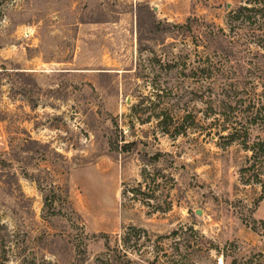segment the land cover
<instances>
[{"label": "rangeland", "instance_id": "374dc122", "mask_svg": "<svg viewBox=\"0 0 264 264\" xmlns=\"http://www.w3.org/2000/svg\"><path fill=\"white\" fill-rule=\"evenodd\" d=\"M243 2L0 0V67L8 69L0 75V264H94L104 240L87 241L76 263L74 237L103 233L113 246L131 226L150 239L130 255L139 264L153 261L154 252L183 264H264V236L242 223L264 220L259 187L240 180L248 154L207 135L218 125L212 118L198 114L203 130L171 138L154 122L139 123L149 113L131 111L152 92L151 77L136 75V7L147 5L157 20L172 24L197 17L223 26L227 12ZM97 10L108 18L110 10L121 14L111 23L75 25L97 18ZM144 45L168 52L159 42ZM27 78L36 89L20 85ZM160 79L162 87L178 86L179 97L193 87L180 75ZM188 102L180 100L174 114L185 105L188 112L202 108ZM250 138L264 141V125L253 127ZM126 143H133L129 152L121 149ZM65 191L69 205L55 204L63 215L48 217L44 194ZM142 193L149 206L139 202ZM179 227H192L219 252L196 244L185 249L171 239L155 243Z\"/></svg>", "mask_w": 264, "mask_h": 264}, {"label": "trees", "instance_id": "16d2710c", "mask_svg": "<svg viewBox=\"0 0 264 264\" xmlns=\"http://www.w3.org/2000/svg\"><path fill=\"white\" fill-rule=\"evenodd\" d=\"M110 12L113 17L108 18L107 13L97 10V18L80 20L75 25L115 22L121 12ZM135 14L139 53L136 75L138 78L151 77L152 92L141 96L140 101L131 108L134 116L149 113L138 118L139 123L154 122L162 134L171 138L186 135L198 128L202 129L197 119L198 114L203 120L212 118L218 125H215V133L209 131L207 135L218 136L224 142V148L238 144L248 154L239 169L240 180L245 186H258L261 195L256 202L262 201L264 141L251 140L250 131L253 127L264 125V0H245L243 4L229 10L223 26L197 17H188L182 24L160 21L147 5L136 7ZM168 38L172 39V42L165 46L164 41ZM156 42L166 47L169 54L164 51L157 54L144 45ZM148 50L152 56L144 58L142 54ZM7 71L6 67H0V75ZM168 74L180 75L193 87L179 97L178 86L166 88L161 85L160 77ZM23 84L29 85L33 90L37 88L34 78H27L26 82H21L20 85L24 86ZM184 98H188L190 104L199 103L202 108L195 110L196 112H188L189 106L185 105L182 115L174 114L175 108L178 110L180 100ZM4 119L0 114V121ZM132 147L133 143H126L121 149L123 152H129ZM141 187L142 183H139L136 189H133L134 194L140 192ZM141 195L143 199L139 202L149 206V203L144 201L149 197H145L144 193ZM57 201L69 205L67 192L44 194L43 209L48 217L63 215L55 205ZM71 213L74 212L71 210ZM242 223L251 231L264 236V220L256 221L246 217L242 219ZM128 228L126 233L116 238V245L113 246L111 237L103 233L89 237L80 234L74 237L72 249L76 263L83 261L86 256L87 241L103 239L105 251L95 258L94 264H139L130 255L137 253L139 247L144 246L145 242L149 243L150 239L146 231L132 226ZM143 238H147L145 242H141ZM167 239H171L176 245L182 242L185 249L196 244L198 249L205 252H219L217 246L210 245L192 227H179L166 236L157 237L155 243L160 244ZM154 254L153 261L146 259L147 263L159 264L161 258H165L162 264H183L171 257L173 260L169 261L165 253L161 256L157 252ZM221 255L225 259L224 253Z\"/></svg>", "mask_w": 264, "mask_h": 264}, {"label": "water", "instance_id": "95a60500", "mask_svg": "<svg viewBox=\"0 0 264 264\" xmlns=\"http://www.w3.org/2000/svg\"><path fill=\"white\" fill-rule=\"evenodd\" d=\"M197 215H200V211H197V213H196Z\"/></svg>", "mask_w": 264, "mask_h": 264}]
</instances>
